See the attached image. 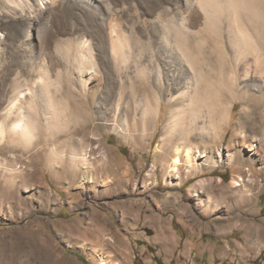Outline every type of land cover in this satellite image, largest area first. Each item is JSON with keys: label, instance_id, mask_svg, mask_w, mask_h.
<instances>
[{"label": "rangeland", "instance_id": "rangeland-1", "mask_svg": "<svg viewBox=\"0 0 264 264\" xmlns=\"http://www.w3.org/2000/svg\"><path fill=\"white\" fill-rule=\"evenodd\" d=\"M75 2H45L52 6L50 15L46 8L31 12L35 18L46 14L36 29L16 17L30 14L28 6L19 7L15 14L11 0H0V31L5 37L0 42V119L8 118L0 140V264H213L208 256L222 247L224 259L233 258L234 264H264V128L258 125L264 111L259 119L254 116L252 124L246 123V99L229 105L230 119L219 136L196 133L191 139L202 150L199 170L186 163L179 172H171L174 156L156 153L170 110L165 95L161 116L146 133L134 124L135 111L130 112L131 135L125 137L110 124L114 112H103L113 107L112 102L88 107L92 119L87 124L69 108L59 122L52 120L47 126L40 97L30 91L23 100L35 103L29 114L37 120L36 136L26 144L11 131L17 114L9 116L5 105L13 86L27 90L36 81L26 59L45 60L53 83L50 94L55 101L64 98L69 62L76 82L78 73L74 57L65 62L57 46H67L79 35L93 47L98 77L104 80L101 92L111 82L108 77L126 74L132 108L144 100L147 88L152 94L160 90L158 72L161 77L165 73L164 87L175 81L174 77L166 81L164 70L169 65L162 58L159 64L148 57L137 61L132 57L120 74V65L109 61L108 46H104L112 35L107 20L115 14L143 52L156 53L155 19L162 10L144 13L141 7L136 10L137 2L134 6L131 0H115L108 18L103 21L97 16L104 22L102 37L96 28L80 21L81 12L70 5ZM173 2L174 10L184 11L182 0ZM99 4L105 8L104 1ZM141 63L148 68L145 73L140 72ZM174 142L184 148L183 139L176 137ZM80 150L87 158L72 156L81 154Z\"/></svg>", "mask_w": 264, "mask_h": 264}, {"label": "bare ground", "instance_id": "bare-ground-1", "mask_svg": "<svg viewBox=\"0 0 264 264\" xmlns=\"http://www.w3.org/2000/svg\"><path fill=\"white\" fill-rule=\"evenodd\" d=\"M54 1L36 0V3H32L29 0H11L13 4L11 11L18 14L19 7L28 6L30 14L16 17L23 18L29 25L40 29L46 14L42 18H35L38 14L36 11L46 8L47 15H50L52 6L47 7L45 2L54 3ZM99 1L101 0H76L75 4L70 3V5L79 9L82 15L80 21L83 24L86 22L89 28H96L102 36L104 34L103 19L108 18L107 14L112 11L115 0H102L105 2V8L100 6ZM131 1L133 5L137 2L136 10L141 7L144 13H152L156 9L162 10L161 15L158 13L160 16L155 19L157 37L153 38L155 41L153 45L157 43L159 51L156 52L157 54L143 52V47L135 42L136 38L131 36L132 31H130L131 34L126 33L119 17L114 14L107 20V27L111 29L109 34L112 35L109 42L102 43L108 46L109 61L120 65L118 67L119 69L121 67V70L118 72L122 74L132 57L134 61L148 57L154 63H159L158 60L162 58L164 64L169 65L168 69H163L166 71V81H172L174 77V83L166 82L169 85L164 87L161 78L165 73L161 77L162 75L157 71L158 74L155 77L159 81L160 90L152 94L147 88L144 100L136 102L133 109L132 89L126 74H117L116 78L108 77L111 82L108 83V87L106 86L107 90L101 92L103 76L98 77L100 72L97 69L93 47L88 38L79 35L70 40L67 46H57L65 62L71 60L70 56L74 57L76 61L74 67L78 73V82H76L71 77V69L68 68L72 63L69 62L67 68L65 66L70 80L66 85L64 98L60 96L56 101L52 98L50 89L53 83L45 60L34 56L26 59V68L29 72L36 74V81L33 87L27 90L17 91L18 87L13 86V93L8 97L5 105L9 116L17 114L10 125L11 131L15 135L18 134L26 144H30L36 136L37 120L29 114L30 110L35 108V103L31 100H23L27 98V93L30 91L40 97V105L45 112L44 119L47 126L52 123V120L59 122L64 110L69 108L72 112L78 113H75L76 116L81 115L83 117L81 120L87 124L92 119V116L87 114L88 107L93 108L98 102L106 105L112 102L113 107H108L103 112L108 113V110L114 112V118L110 124L125 137L131 135L130 112L135 111L134 124H139L146 133L152 127L154 119L161 116L165 95L170 110L163 124L156 153L174 156L171 172H179L180 166L186 163L187 166H196V170H199L198 156L201 155L202 150L199 145L191 143L196 133L204 136L212 133L214 138L219 136L224 124L230 119L229 105H234V101L238 99L247 101L245 115L249 121L247 120L246 123L252 124L254 116L259 119V115L263 114L264 0H182L185 5L183 12L174 10L172 5L170 6L175 0ZM179 1L181 2L178 0V3ZM31 12L36 14L32 15ZM97 16H102V24ZM3 39H5L4 34L0 31V42ZM146 68L142 64L140 72L145 73ZM185 69H187L186 72ZM143 90L145 91L144 88ZM249 106L251 109L248 108ZM7 120L8 118L0 119V140L4 138L7 131ZM260 123L264 128V119L258 121V125ZM176 137L184 140V148L175 144ZM164 149L169 152H164ZM81 151L80 156H72L87 158V154ZM233 158L234 154L231 155L230 160L233 161ZM110 239L113 240L111 237Z\"/></svg>", "mask_w": 264, "mask_h": 264}, {"label": "crops", "instance_id": "crops-1", "mask_svg": "<svg viewBox=\"0 0 264 264\" xmlns=\"http://www.w3.org/2000/svg\"><path fill=\"white\" fill-rule=\"evenodd\" d=\"M181 252H182V250H179L176 253L179 254ZM225 255H226L225 248L222 247V249H217L216 252H214V254L208 256L209 257L208 263H210V262H213V264H224V263L234 264L235 263L233 258H228L227 260H225L224 259ZM172 256H175V253H172ZM199 256L200 255H197V253H196V258ZM205 257L207 258V256H205ZM220 258H221V261H220ZM196 264H199V263L196 262Z\"/></svg>", "mask_w": 264, "mask_h": 264}]
</instances>
